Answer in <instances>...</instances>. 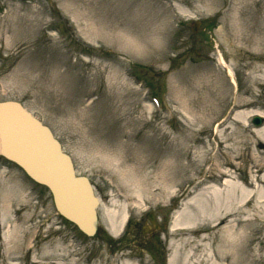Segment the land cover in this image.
Returning a JSON list of instances; mask_svg holds the SVG:
<instances>
[{
	"label": "rangeland",
	"instance_id": "374dc122",
	"mask_svg": "<svg viewBox=\"0 0 264 264\" xmlns=\"http://www.w3.org/2000/svg\"><path fill=\"white\" fill-rule=\"evenodd\" d=\"M236 1L0 0V102L20 103L47 126L99 200L98 237H84L57 218L43 188L0 158V264H44L43 258L58 259V264H168L169 229L185 198L145 204V159L161 162L175 144L189 145L192 152L210 150V155L233 148L225 156L230 162L226 171L239 183L258 178L264 185V156L256 157L254 145L245 149L255 131H264V120L252 125L255 115L264 119V90L253 85L251 93H242L249 69L240 61L223 65L218 49L222 22ZM107 4L120 21L114 33L130 29L144 35L153 25L161 33L154 38L160 39L146 40L145 51L127 55L121 44L97 37L98 14ZM105 14L111 16L108 10ZM198 21L193 33L192 23ZM211 69L224 70L230 90L214 119L208 109L188 110L177 85ZM237 102L247 106L235 109ZM190 135L199 140L193 143ZM216 138L225 140L223 147ZM208 161L187 177L206 184ZM126 173L140 184L142 200L128 212L129 203L117 197ZM251 190L264 196L260 183ZM108 211H123L129 220L117 237L107 230ZM147 213L165 228L144 241L140 229ZM257 217L238 242L236 255L245 259L241 264H253V259L264 264V208Z\"/></svg>",
	"mask_w": 264,
	"mask_h": 264
},
{
	"label": "bare ground",
	"instance_id": "6f19581e",
	"mask_svg": "<svg viewBox=\"0 0 264 264\" xmlns=\"http://www.w3.org/2000/svg\"><path fill=\"white\" fill-rule=\"evenodd\" d=\"M80 5L90 7L83 2ZM76 6H79L78 4H75V8L80 9ZM111 7L107 4L100 8L97 22L101 30L93 33L97 37L107 42L121 44L127 55L132 54L131 50L145 51L146 40L160 39L154 38L161 33L156 31L153 25L150 30L144 32V35L143 31L136 32L130 29L123 33H114L120 27V21L117 15L113 14L114 9ZM107 10L111 16L105 14ZM227 11L228 17L222 22L218 34L221 63L226 65L227 60L234 63L240 61L238 64L241 68L249 69L242 79L244 81L242 93H251L253 85L264 90V0H237ZM153 22L150 19V23ZM148 46L149 43L146 47ZM224 47L228 52L223 50ZM193 75H196L194 79L180 80L177 83L180 94L189 101L185 107L187 106L188 110L208 109L213 119L217 118L218 108L226 104L230 91L224 78V70L211 69L206 74L196 72ZM245 106L247 104L237 102L234 108L241 109ZM213 119L211 118L209 122ZM223 126L224 123H221L218 128ZM221 131L224 133L226 129L223 131L222 128ZM161 135L167 136L164 130L161 131ZM189 137L193 143L199 140L195 135ZM252 139L245 141V149L249 150L254 145L256 157L264 156V131H255ZM223 141L225 140L216 138L220 147L225 144ZM173 146L175 148H168L162 155L161 162L150 163L145 159V204L161 200L165 202L170 198H185L169 229V250L172 254L168 264L243 263L245 259L236 255L235 251L238 242L245 237L246 228L258 220L257 214L264 208V196L259 197L257 192L251 190L255 184L260 183L264 186L263 183L258 178L254 179V182L239 183V178L226 171L225 168L230 166V162L225 156L231 153L233 148H225L224 152L223 149L212 150L214 154L210 155V150L206 149L192 152V147L186 144ZM207 160L211 162V166L205 172L208 175L204 176L206 184L203 180L187 177L189 170L197 171ZM260 171L261 169H258L256 172ZM130 175V173L124 175L122 193L117 194L119 199L129 203L124 208L127 212L136 209L142 201L139 200L140 184L134 182ZM199 186L202 188L197 190ZM174 189H177L178 194L173 192ZM249 211L254 212L253 217L244 219L243 216ZM107 215L108 232L113 237L119 236L126 218L124 212L116 214L114 211H108ZM246 240L251 244L254 239L249 236ZM57 261L58 259L43 258L42 262L58 264ZM246 261H249V258ZM252 262L260 264L257 259L250 260V263Z\"/></svg>",
	"mask_w": 264,
	"mask_h": 264
},
{
	"label": "water",
	"instance_id": "95a60500",
	"mask_svg": "<svg viewBox=\"0 0 264 264\" xmlns=\"http://www.w3.org/2000/svg\"><path fill=\"white\" fill-rule=\"evenodd\" d=\"M253 123L261 122L255 118ZM0 155L45 186L58 212L84 235H96L98 202L88 180L75 176L69 157L50 131L16 102L0 104ZM148 220L154 224L151 215Z\"/></svg>",
	"mask_w": 264,
	"mask_h": 264
}]
</instances>
